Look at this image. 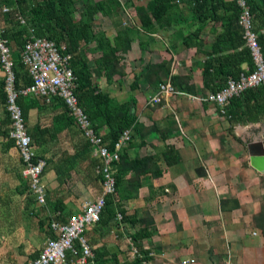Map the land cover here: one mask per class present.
<instances>
[{
  "label": "crops",
  "instance_id": "1",
  "mask_svg": "<svg viewBox=\"0 0 264 264\" xmlns=\"http://www.w3.org/2000/svg\"><path fill=\"white\" fill-rule=\"evenodd\" d=\"M10 1L0 0L3 37L5 29L11 32L15 26L5 18V13L16 4L15 0L12 4ZM128 9L124 10L129 15L127 20L121 13L124 24L138 25ZM183 11L185 15V6ZM16 19L26 28L25 40L32 35L39 37L24 14H18ZM263 21L260 14L256 24ZM109 22L111 35L102 29L112 38L115 31ZM212 25L208 23L199 35L202 51L210 49L221 29L219 24ZM194 28H188L183 20L182 25L144 34L141 41L136 37L130 50L122 54L124 75L116 74L110 81L101 75L96 80L99 89L118 102L130 96L137 102L139 126L128 128L130 138L119 151L123 150L129 160L147 156L152 159L147 166L140 165L137 173L126 170L124 179L134 185V191L126 190L123 196L111 195L117 197V209L124 210L133 221L116 219L117 225L113 217L106 225L92 224L85 228L84 236L91 250L87 264L94 263L96 250L114 253L119 263L127 264L139 258L131 255V245L147 257L144 264H181L190 259L194 262L187 264H264V171L250 160L264 147V118L234 122V118L230 119L216 103L207 99L211 89H221L223 84L220 75L203 76L201 64L206 58L203 52L196 51L194 45L189 48L181 45L182 34ZM8 48L17 74L15 86L26 87L32 79L23 63L22 68L18 66L19 50L14 43L8 44ZM87 55L92 59L98 53ZM169 58H172L170 72L164 81H171L174 75L188 76L185 84L194 92L176 89L175 93L162 95L153 103L150 98L157 94L158 87L150 85L142 73L148 63ZM88 64L93 67L92 60ZM242 68L246 70L247 64L243 63ZM134 77L139 80L131 90ZM4 78L0 63V264L14 262L15 253L23 256L24 240L13 247L6 237L14 235L22 226L27 229L32 218L37 219V226L46 234V242L49 236H54L50 229L52 220L67 222L71 215L82 211L85 201H93L102 193L101 174L97 172L99 159L65 103L58 97L47 102L30 93L17 99L33 149L46 162L41 174L45 203L35 202L29 182L21 173L20 154L9 136L11 120L6 109ZM107 131L106 126L96 131L106 145L103 136ZM168 146L178 153L177 163L167 162L175 156L167 150ZM30 195L39 212L37 216L30 213L31 205L27 201ZM44 218L46 222L40 225L39 219ZM138 233L148 235L135 242L132 234ZM43 246L33 247L18 264H26L36 257ZM76 248H79L77 244ZM76 257L68 251L63 264H75Z\"/></svg>",
  "mask_w": 264,
  "mask_h": 264
},
{
  "label": "trees",
  "instance_id": "2",
  "mask_svg": "<svg viewBox=\"0 0 264 264\" xmlns=\"http://www.w3.org/2000/svg\"><path fill=\"white\" fill-rule=\"evenodd\" d=\"M245 1L249 6L252 26L257 33V41L264 58V31H262L264 21L261 24H256L260 14L264 18V0ZM15 3V6L5 13V18L13 21L15 26L13 25L10 29L11 32L9 29H5L4 36L8 39L9 45L14 43L19 50L18 66L23 67L20 52L25 41L26 28L20 25L16 16L24 14L28 25L30 24L35 29L36 36L54 41L58 47L63 46L60 48L63 53L71 55L70 66L78 78L76 93L79 103L84 107L97 132L103 126L108 128L103 138L106 139L110 148H113V144L125 129L135 124L138 125L136 123L137 102L133 96L118 102L108 93L102 92L96 80L101 75H104L108 81L116 74L124 75L121 63L122 54L130 50L136 37H139L141 41L144 34L164 30L168 26L182 25V21L185 20L188 28L193 26L195 28L182 34L181 45L186 48L194 45L196 51L206 55L201 64L205 78L220 75L221 83L224 86L228 77L237 78L241 73L247 74L254 70L250 49L246 45L243 29L238 23L241 12L238 0H15ZM183 6L186 7L185 15ZM127 7L130 8L132 17L137 19L138 25L124 24L121 13ZM97 16L109 18L115 31L112 38L107 36L104 29L95 27ZM208 23L219 24L221 29L210 49L202 51L203 42L199 39V35ZM88 52L98 53V55L90 59L87 55ZM90 60L93 62L92 68L88 64ZM171 61L172 58L163 59L159 63H148L142 76L150 85L158 87L170 72ZM243 63L248 66L246 70L242 68ZM14 76L17 86V74L15 73ZM138 80L139 77H134L130 84L131 90L137 87ZM188 80V76H171L175 90L192 93L194 89L185 84ZM219 88L211 90L216 92ZM18 105L23 115L22 106L19 103ZM224 111L230 119L234 118V122L264 118V84L247 88L241 94L228 99ZM66 117L68 120L70 119L68 114ZM167 150L175 154L174 158L167 162L177 163L179 161L178 153L170 146ZM163 155L166 157V150ZM151 159L152 157L147 156L129 160L123 150H120L119 159L114 163L116 181L114 194L123 196V192L126 190L134 191V185L124 179L126 170L133 169L137 173V168L140 165L147 166ZM18 191L22 190L18 188ZM131 193L129 192V194ZM28 200L31 205L30 213L37 216L39 212L33 206V197L30 195ZM118 205L117 197L112 198L111 195H108L99 221L94 225H106L113 217L116 221L118 212H121L119 222H132L133 220L125 214L124 210L117 209ZM39 223L42 225L44 220L39 219ZM140 233L132 234L135 242L139 237L148 235ZM146 259V256L139 257L127 264H144L143 260L146 261ZM92 260L93 264H121L116 254L97 250L94 251Z\"/></svg>",
  "mask_w": 264,
  "mask_h": 264
},
{
  "label": "built area",
  "instance_id": "3",
  "mask_svg": "<svg viewBox=\"0 0 264 264\" xmlns=\"http://www.w3.org/2000/svg\"><path fill=\"white\" fill-rule=\"evenodd\" d=\"M238 4L241 8L238 23L243 29L246 45L250 49L254 70L247 74L241 73L237 78L228 77L221 89L208 94L207 99L216 103L222 113L225 112L228 99L241 94L247 88L264 84V58L257 41V33L252 26L250 9L245 0H238ZM60 48L63 46L58 47L54 41L46 37L32 35L26 39L20 56L32 80L26 87L16 88L13 62L9 57L7 40L2 35L0 24V63L5 73L6 109L11 120L9 136L13 139L20 154L21 173L29 182V190L34 195L35 202L38 205L45 203L46 191L41 182V174L46 162L38 157L33 149L31 136L25 129L24 117L17 103L19 95L36 94L43 97L47 102L54 97L62 99L74 117L82 135L89 141L99 159L97 172L101 174L102 182L101 195L93 201H85L81 212L71 215L65 223L55 220L50 222V229L54 236H49L38 256L26 264H63L66 261L68 251L77 255L75 264H87L91 250L84 236V230L87 226L99 221L106 196L116 192L114 163L119 159V149L128 141L131 133L130 129H125L113 144V148L105 144L79 104L75 92L77 78L70 66L71 55L63 53ZM175 92L170 79H167L159 83L158 92L150 98V101L158 102L162 95H170ZM116 218L120 220L121 213H118ZM76 244L79 248H76ZM131 255L144 257L133 245H131ZM188 262L193 263L194 260H185L181 264Z\"/></svg>",
  "mask_w": 264,
  "mask_h": 264
},
{
  "label": "rangeland",
  "instance_id": "4",
  "mask_svg": "<svg viewBox=\"0 0 264 264\" xmlns=\"http://www.w3.org/2000/svg\"><path fill=\"white\" fill-rule=\"evenodd\" d=\"M129 10L130 9H128V12L132 17L133 14ZM122 13L124 18H126L127 20L129 18L128 13L126 11H122ZM95 27L106 29L109 35H111V33L113 32L108 18L105 17L97 16ZM43 220L46 222V218H44ZM27 224H28L27 229H25L22 226L20 229L16 230L14 235H11V237H9L8 235V237H6V241H8L9 245H12L13 247L18 246L19 243L18 241L22 242V240H24V242H22L21 244L24 246V249L22 251L25 252L21 257H19V253L18 254L15 253L14 262L10 261L8 264L21 263L22 261H24L23 259L25 258L26 253L32 251L33 247L35 249H40L44 245L46 234L40 230V227L37 226V219L32 218L30 222H28ZM42 229L45 231V226H43Z\"/></svg>",
  "mask_w": 264,
  "mask_h": 264
},
{
  "label": "water",
  "instance_id": "5",
  "mask_svg": "<svg viewBox=\"0 0 264 264\" xmlns=\"http://www.w3.org/2000/svg\"><path fill=\"white\" fill-rule=\"evenodd\" d=\"M250 160L255 167H258L264 171V147L258 151V154H253L250 157Z\"/></svg>",
  "mask_w": 264,
  "mask_h": 264
}]
</instances>
